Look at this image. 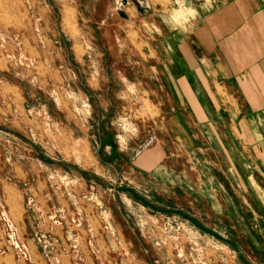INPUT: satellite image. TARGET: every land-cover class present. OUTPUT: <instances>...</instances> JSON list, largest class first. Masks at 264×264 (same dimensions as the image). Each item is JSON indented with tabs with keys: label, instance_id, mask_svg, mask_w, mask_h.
Here are the masks:
<instances>
[{
	"label": "rangeland",
	"instance_id": "1",
	"mask_svg": "<svg viewBox=\"0 0 264 264\" xmlns=\"http://www.w3.org/2000/svg\"><path fill=\"white\" fill-rule=\"evenodd\" d=\"M142 14L0 0V264H264L207 175L216 145L168 125Z\"/></svg>",
	"mask_w": 264,
	"mask_h": 264
},
{
	"label": "crops",
	"instance_id": "2",
	"mask_svg": "<svg viewBox=\"0 0 264 264\" xmlns=\"http://www.w3.org/2000/svg\"><path fill=\"white\" fill-rule=\"evenodd\" d=\"M133 1L150 17L169 127L187 145H216L200 150L210 152L221 205L248 209L264 231V0Z\"/></svg>",
	"mask_w": 264,
	"mask_h": 264
}]
</instances>
